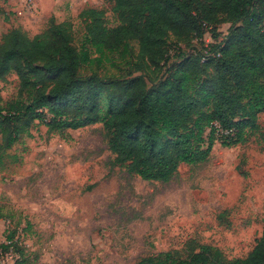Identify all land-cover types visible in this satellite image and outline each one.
I'll return each instance as SVG.
<instances>
[{
	"label": "trees",
	"instance_id": "trees-1",
	"mask_svg": "<svg viewBox=\"0 0 264 264\" xmlns=\"http://www.w3.org/2000/svg\"><path fill=\"white\" fill-rule=\"evenodd\" d=\"M111 12L112 20L104 9L79 14L85 28L81 48L70 20H51L34 37L21 28L3 35L0 81L10 74L19 81L18 98L0 110L3 148L35 121L49 133L102 124L116 164L145 181L168 183L182 164L205 163L216 141L232 147L259 131L264 0H114ZM221 23L230 27L219 38ZM207 30L216 41L210 50L214 56L202 62L203 49L184 53L151 84L142 74L82 73L83 66L101 68L115 53L124 55L130 42H137L142 63L158 70L168 65L170 37L193 42L197 50L194 40ZM14 237L8 236L3 251L17 247ZM136 264H264V228L244 259L227 261L219 249L196 245L185 258L167 251Z\"/></svg>",
	"mask_w": 264,
	"mask_h": 264
},
{
	"label": "rangeland",
	"instance_id": "rangeland-1",
	"mask_svg": "<svg viewBox=\"0 0 264 264\" xmlns=\"http://www.w3.org/2000/svg\"><path fill=\"white\" fill-rule=\"evenodd\" d=\"M113 6L114 0H0V43L15 28L34 37L51 20H70L81 48L79 14L104 9L112 20ZM229 27L217 26L219 38ZM192 43L170 37L168 65L156 70L130 42L124 55L115 53L101 68L83 66L82 73L142 74L151 84ZM18 88L15 74L0 81V110L18 98ZM258 123L246 143L216 141L205 163L182 164L168 183L145 181L116 164L102 124L49 133L35 121L9 148L0 135V264H136L167 251L185 258L196 245L219 249L227 261L246 258L264 228V114ZM10 235L17 247L5 252Z\"/></svg>",
	"mask_w": 264,
	"mask_h": 264
},
{
	"label": "built area",
	"instance_id": "built-area-1",
	"mask_svg": "<svg viewBox=\"0 0 264 264\" xmlns=\"http://www.w3.org/2000/svg\"><path fill=\"white\" fill-rule=\"evenodd\" d=\"M208 29H210V28H208ZM206 32L207 33H205L202 38H196L195 39V41H199L201 43V45H202L201 48H199L197 50H191V53L196 54V51L203 49L204 56L202 58V62L207 61L209 59L208 58L209 56H211V55L214 56V53H210V50H211V46L216 43L215 40H212V35H210V31L207 30ZM225 133H228V132H225Z\"/></svg>",
	"mask_w": 264,
	"mask_h": 264
}]
</instances>
